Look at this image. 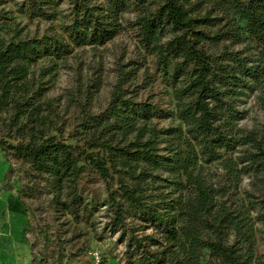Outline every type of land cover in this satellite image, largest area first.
Listing matches in <instances>:
<instances>
[{"label": "rangeland", "instance_id": "374dc122", "mask_svg": "<svg viewBox=\"0 0 264 264\" xmlns=\"http://www.w3.org/2000/svg\"><path fill=\"white\" fill-rule=\"evenodd\" d=\"M43 1L0 0V38L27 39L40 37L49 30L59 32L64 17L72 10V0H54L49 5H42ZM158 6L159 0H147L144 8L129 7L123 11L117 33L102 46L71 47L66 56L57 59L48 55L29 64L27 81L30 84L25 98L31 106L25 107L22 114L17 115L14 110L21 96L16 89L11 87L5 99L0 90V196L4 197H0V264H89L94 253L101 264H176L179 260L174 245L165 255L160 253L165 247L160 229L151 226L141 212L122 198L118 182L134 184L129 176L114 175L110 170L113 179L105 181L85 160L87 154L98 149L92 150L87 145L93 129L84 117L98 116L106 110L119 66L128 70L130 65L129 69L136 70V77L124 86L125 98L153 106L148 124L163 131L159 134V154L166 158L176 147V136L168 135L171 130L182 127L175 115L173 79L164 77L156 57L141 49L136 30L131 27L135 17ZM36 8L47 18L35 17ZM202 8L210 10V5L203 3ZM214 15L219 21L205 30H222V35L218 41L205 42L203 51L211 61L228 66H233L231 55L237 54L253 68L242 79L237 96L226 99L233 116L231 131L257 132L264 147L263 49L245 32V22L236 24L241 28L238 31L233 25L236 18L232 20L219 11L211 12ZM178 35L177 29L164 23L159 42L163 44ZM180 62L179 59L169 61V76H173ZM182 71L178 85L189 80L191 67ZM93 82L98 87L91 89L92 98L87 99L85 92ZM36 130L44 133V139L54 136L57 141L78 148L74 154L78 155L77 165L82 171L76 181V194L67 183L58 185L54 177L36 172L22 155L16 154L17 143L25 144L36 138ZM239 150L223 156L235 160ZM262 166L264 169V162ZM206 174L213 181L227 185L224 199L245 203L254 225L255 257L264 254V211L259 204L264 200V185L259 183L264 178V170L242 171L238 181L231 184L218 162L202 171L203 176ZM179 178V173L162 168L153 172L151 178L137 183L140 189L137 195L146 198L143 202L148 206H159V210L169 207L172 215L190 192L184 177L181 178L184 187L176 186ZM16 198L20 204L17 212ZM16 215L21 217L19 223ZM233 240L232 235L227 236L228 244ZM201 264L219 262L205 253Z\"/></svg>", "mask_w": 264, "mask_h": 264}, {"label": "trees", "instance_id": "16d2710c", "mask_svg": "<svg viewBox=\"0 0 264 264\" xmlns=\"http://www.w3.org/2000/svg\"><path fill=\"white\" fill-rule=\"evenodd\" d=\"M53 1L44 0L42 5ZM146 1L72 0V10L64 17L59 32L49 30L40 37L27 39L0 38L2 97L7 98L9 89L14 87L21 95L14 110L17 115L22 114L25 107L31 106L25 98L30 84L29 64L48 55L57 59L66 56L71 47L104 45L117 33L122 12L129 7L144 8ZM203 3H208L210 10H202ZM217 11L232 20L236 18L232 24L238 31L241 28L236 24L245 22V32L264 52V0H159L154 11L135 17L131 27L136 30L141 49L156 57L164 77L173 79L175 115L182 127L168 135L176 136V147L166 158L159 154V134L163 131L148 124L153 106L125 98L124 86L136 77V70L129 69L130 65L128 70L119 66L106 110L98 116L84 117L93 129L87 145L92 150L98 149L87 154L85 160L105 181L113 179L110 170L114 175L129 176L134 184L125 185L119 180L118 191L131 208L142 213L145 221L160 229L165 243L162 255L175 246L179 254L176 264H201L205 253L219 264H264V254L255 257L254 225L245 203H230L224 199L227 185L213 181L210 174L202 175L214 162L223 166L230 184L238 181L242 171L264 170L262 138L254 131L233 133L232 110L226 102L241 91L242 79L253 68L237 54L231 55L233 66L217 64L202 49L205 42L218 41L222 35V30H205L219 21L217 15L211 16V12ZM34 16L47 18L37 8ZM164 23L177 29L180 35L160 44L159 32ZM173 59L181 62L173 70V76H169V61ZM187 66L191 67L189 80L178 85V77ZM96 87L98 84L93 82L86 90L87 99L92 98L91 89ZM43 134L36 130V138L25 144L17 143L16 154L22 155L36 172L54 177L58 185L67 183L76 194V181L82 171L77 165L78 155L74 154L78 148L57 141L54 136L44 139ZM237 148L240 150L235 160L223 156ZM162 168L180 174L178 188L184 187L181 179L184 177L190 189L188 197L181 200L172 215L169 207L159 210V206H148L143 202L147 199L137 195L140 190L137 183L151 178L153 172ZM259 183L264 185V178ZM259 204L264 211V200ZM229 235L234 237L231 244L227 243Z\"/></svg>", "mask_w": 264, "mask_h": 264}, {"label": "built area", "instance_id": "2783aa9c", "mask_svg": "<svg viewBox=\"0 0 264 264\" xmlns=\"http://www.w3.org/2000/svg\"><path fill=\"white\" fill-rule=\"evenodd\" d=\"M89 264H101V261L99 259V256L97 254H93L91 256V262Z\"/></svg>", "mask_w": 264, "mask_h": 264}, {"label": "crops", "instance_id": "0c3cea01", "mask_svg": "<svg viewBox=\"0 0 264 264\" xmlns=\"http://www.w3.org/2000/svg\"><path fill=\"white\" fill-rule=\"evenodd\" d=\"M0 197H3V196H0ZM3 198H4V197H3ZM16 203H17V205H18V207L16 206V212H17V211L19 210V207H20V204L18 203L17 198H16ZM16 216H18V215H16ZM18 217H19V219H18V223H19L21 217H20V216H18ZM21 226H22V225L19 226V230H20Z\"/></svg>", "mask_w": 264, "mask_h": 264}]
</instances>
